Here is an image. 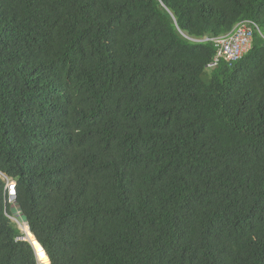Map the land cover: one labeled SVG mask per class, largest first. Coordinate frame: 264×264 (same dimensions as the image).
Instances as JSON below:
<instances>
[{
  "label": "trees",
  "instance_id": "16d2710c",
  "mask_svg": "<svg viewBox=\"0 0 264 264\" xmlns=\"http://www.w3.org/2000/svg\"><path fill=\"white\" fill-rule=\"evenodd\" d=\"M264 0H0V264H264ZM14 184L9 195L8 183Z\"/></svg>",
  "mask_w": 264,
  "mask_h": 264
},
{
  "label": "built area",
  "instance_id": "2783aa9c",
  "mask_svg": "<svg viewBox=\"0 0 264 264\" xmlns=\"http://www.w3.org/2000/svg\"><path fill=\"white\" fill-rule=\"evenodd\" d=\"M254 32H257L264 39L258 26L253 21L243 20L223 35L195 40L201 43L211 42L215 47V55L207 65V69L216 67L220 61L225 62L228 66L239 61L251 48Z\"/></svg>",
  "mask_w": 264,
  "mask_h": 264
},
{
  "label": "bare ground",
  "instance_id": "6f19581e",
  "mask_svg": "<svg viewBox=\"0 0 264 264\" xmlns=\"http://www.w3.org/2000/svg\"><path fill=\"white\" fill-rule=\"evenodd\" d=\"M24 226H22L21 231L23 232V234L26 236V238L32 242L33 240V248L35 249L36 253H37V257L40 260V264H48V259L47 256L45 255V253L43 252L42 248L40 245H38L37 242L34 241L33 235L29 232L27 225L25 223H23Z\"/></svg>",
  "mask_w": 264,
  "mask_h": 264
},
{
  "label": "clouds",
  "instance_id": "9594fccd",
  "mask_svg": "<svg viewBox=\"0 0 264 264\" xmlns=\"http://www.w3.org/2000/svg\"><path fill=\"white\" fill-rule=\"evenodd\" d=\"M11 183H12V182H9L7 186H8L9 195L13 196V195H14V184H13V183H12L13 186H12V189H11L12 192H13L12 194H10V189H9ZM24 237H26V236L24 235ZM25 241H26V240H25ZM31 247H32V246H31ZM32 249H33V248H32ZM33 251H34V250H33ZM43 251H44V250H43ZM34 253H35V252H34ZM35 257H36V254H35ZM36 259H37V257H36ZM37 262H38V264H40L38 260H37Z\"/></svg>",
  "mask_w": 264,
  "mask_h": 264
},
{
  "label": "water",
  "instance_id": "95a60500",
  "mask_svg": "<svg viewBox=\"0 0 264 264\" xmlns=\"http://www.w3.org/2000/svg\"><path fill=\"white\" fill-rule=\"evenodd\" d=\"M33 238H34V241L35 242H37L36 241V239H35V237L33 236ZM25 240L32 246L33 244H32V242H30L26 237H25ZM38 243V242H37ZM38 245H39V243H38ZM32 248H33V246H32ZM42 248V247H41ZM33 250H34V252H35V254H36V257H37V253H36V251H35V249L33 248ZM43 250V249H42ZM44 252V251H43ZM45 253V252H44ZM46 255V254H45ZM48 259V258H47ZM37 260L40 262V260H39V258L37 257ZM48 264H50L49 263V260H48Z\"/></svg>",
  "mask_w": 264,
  "mask_h": 264
},
{
  "label": "rangeland",
  "instance_id": "374dc122",
  "mask_svg": "<svg viewBox=\"0 0 264 264\" xmlns=\"http://www.w3.org/2000/svg\"><path fill=\"white\" fill-rule=\"evenodd\" d=\"M12 186H13V185H12V183H11V185H10V187H9V189H10V194L13 193L12 190H11V189H12ZM17 225H18V228H19L20 230H21L22 226H24V225H23V222H22V223H18ZM32 243H33V240H32Z\"/></svg>",
  "mask_w": 264,
  "mask_h": 264
}]
</instances>
